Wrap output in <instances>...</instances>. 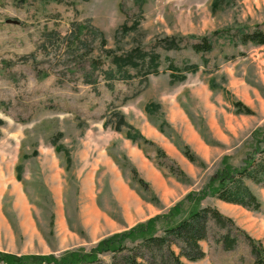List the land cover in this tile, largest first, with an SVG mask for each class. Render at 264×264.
<instances>
[{
    "label": "rangeland",
    "instance_id": "1",
    "mask_svg": "<svg viewBox=\"0 0 264 264\" xmlns=\"http://www.w3.org/2000/svg\"><path fill=\"white\" fill-rule=\"evenodd\" d=\"M256 30L264 0H0V264L89 254L179 204L173 224L202 208L232 222L234 248L209 223L195 264H255L264 182L245 181L257 212L210 183L264 146V46L239 44ZM169 63L196 71L172 80Z\"/></svg>",
    "mask_w": 264,
    "mask_h": 264
},
{
    "label": "trees",
    "instance_id": "2",
    "mask_svg": "<svg viewBox=\"0 0 264 264\" xmlns=\"http://www.w3.org/2000/svg\"><path fill=\"white\" fill-rule=\"evenodd\" d=\"M173 44V41L168 42L167 48H172ZM239 44L242 46L248 44L264 46V33L260 30L250 34L242 33L239 35ZM191 48L196 54L207 53L212 49L207 38L201 39L199 44H194ZM139 61L144 62L150 70L146 71L145 75L156 73L159 66L157 55L150 54L149 57ZM114 62L117 68H120L121 64H129L136 69L139 68V65H135L137 60L131 57H127L126 61L117 59ZM167 68L170 71L171 79L176 81L185 79L183 73L196 71L193 65L188 64H184L182 69H177L169 63ZM177 71L179 73H175ZM261 142L262 140L257 144L255 143L256 146L244 160L243 167L234 171L223 170L211 178V193L218 201L239 206L249 211L257 212L259 210L260 203L245 185V181H250L256 185L264 182V146H261ZM256 157H259V160ZM202 196L203 193L198 197ZM180 209L181 205H176L166 216L148 220L126 233L103 240L89 254L76 256L72 254L68 260H63L60 263L51 260L48 264H93L98 263V256L105 253L111 255V264H195L205 257L200 242L208 241L209 223L217 227L216 229L225 230V233L219 234L220 236L215 235L214 242L221 244L226 251L234 248L236 237H232L231 233L226 231L228 226L233 228L229 218L221 215L216 209L202 208L193 211L178 223L173 224ZM245 239L255 258V264H262L264 249L248 236ZM174 249L177 252H174ZM1 263L21 264L22 262L19 259L8 260L4 258Z\"/></svg>",
    "mask_w": 264,
    "mask_h": 264
},
{
    "label": "crops",
    "instance_id": "3",
    "mask_svg": "<svg viewBox=\"0 0 264 264\" xmlns=\"http://www.w3.org/2000/svg\"><path fill=\"white\" fill-rule=\"evenodd\" d=\"M224 210H225V211H230V210H229V209H227V208H224ZM231 211H232V210H231ZM202 250H203V249H202ZM203 252H204V251H203Z\"/></svg>",
    "mask_w": 264,
    "mask_h": 264
}]
</instances>
